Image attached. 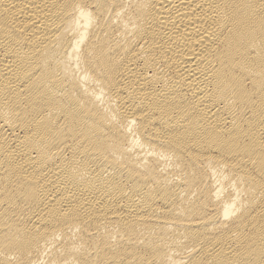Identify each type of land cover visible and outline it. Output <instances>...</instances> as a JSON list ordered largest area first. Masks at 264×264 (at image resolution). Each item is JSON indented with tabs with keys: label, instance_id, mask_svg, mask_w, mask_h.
Wrapping results in <instances>:
<instances>
[{
	"label": "bare ground",
	"instance_id": "6f19581e",
	"mask_svg": "<svg viewBox=\"0 0 264 264\" xmlns=\"http://www.w3.org/2000/svg\"><path fill=\"white\" fill-rule=\"evenodd\" d=\"M0 264H264V0H0Z\"/></svg>",
	"mask_w": 264,
	"mask_h": 264
}]
</instances>
